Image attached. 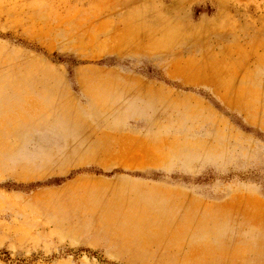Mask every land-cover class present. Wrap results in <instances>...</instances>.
Listing matches in <instances>:
<instances>
[{"label":"rangeland","instance_id":"374dc122","mask_svg":"<svg viewBox=\"0 0 264 264\" xmlns=\"http://www.w3.org/2000/svg\"><path fill=\"white\" fill-rule=\"evenodd\" d=\"M0 264H264V0H0Z\"/></svg>","mask_w":264,"mask_h":264},{"label":"crops","instance_id":"0c3cea01","mask_svg":"<svg viewBox=\"0 0 264 264\" xmlns=\"http://www.w3.org/2000/svg\"><path fill=\"white\" fill-rule=\"evenodd\" d=\"M143 179H145V178H143ZM155 182H156V183H157V182H158V183H162V180H160V179H159V180H155Z\"/></svg>","mask_w":264,"mask_h":264},{"label":"bare ground","instance_id":"6f19581e","mask_svg":"<svg viewBox=\"0 0 264 264\" xmlns=\"http://www.w3.org/2000/svg\"><path fill=\"white\" fill-rule=\"evenodd\" d=\"M259 203V202H258ZM261 205V204H260Z\"/></svg>","mask_w":264,"mask_h":264}]
</instances>
